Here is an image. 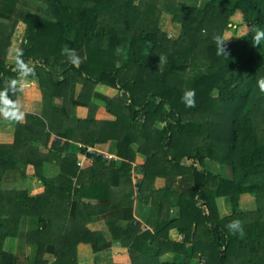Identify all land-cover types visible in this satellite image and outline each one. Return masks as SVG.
Listing matches in <instances>:
<instances>
[{"label": "trees", "instance_id": "trees-1", "mask_svg": "<svg viewBox=\"0 0 264 264\" xmlns=\"http://www.w3.org/2000/svg\"><path fill=\"white\" fill-rule=\"evenodd\" d=\"M164 16L179 27L176 37L162 28ZM17 29L19 53L7 63ZM261 33L264 0L199 8L175 0H0V110L15 108L23 79H37L43 100L40 116L26 114L13 142L0 144V264H80V244L95 255L117 245L111 264H264ZM77 107L90 114L79 118ZM87 147L121 161L87 155L91 164L81 170L77 155ZM51 167L57 173L48 176ZM12 171L25 181L4 185ZM218 199L228 200L230 215L219 214ZM235 219L243 237L227 228ZM98 223L108 236L91 228ZM20 236L30 262L4 249ZM165 255L177 260L161 261Z\"/></svg>", "mask_w": 264, "mask_h": 264}, {"label": "rangeland", "instance_id": "rangeland-1", "mask_svg": "<svg viewBox=\"0 0 264 264\" xmlns=\"http://www.w3.org/2000/svg\"><path fill=\"white\" fill-rule=\"evenodd\" d=\"M209 0H175V2L179 5H182V6H190V7H196V8H199V7H203ZM165 20L162 19V28L164 29V31L168 34V36L170 37H176L178 34H179V27L178 26H175L173 25V23H171V18L169 16H164L163 17ZM22 25V24H21ZM22 27L24 28V25H22ZM19 29H17L16 31V34L14 36V38L11 40V47L8 51V54H7V59H6V62L9 58L11 57H17L18 56V53H19V49H20V43H16L17 42V38H16V35H19ZM10 54V55H9ZM99 89V88H98ZM105 89V88H104ZM185 89V88H184ZM107 92L109 93L110 91L108 89H106ZM97 93H100V94H104V92H98ZM109 95V94H108ZM37 100L36 104L38 105H42L43 106V100H42V94L38 93L36 99ZM22 101V100H21ZM23 103V102H22ZM96 103H100V102H96ZM95 107V106H94ZM100 108V106H98ZM22 109V108H21ZM72 113L75 114L76 116L78 117H87V115L90 114V110L88 108H83V107H77L75 108L74 110H72ZM100 111H96V114H99ZM104 113L103 112V109H102V112H101V117H105L106 115L105 114H102ZM13 119V118H12ZM18 121V118L15 117V119H13V122L15 124V122ZM10 130V128H9ZM15 130V129H14ZM13 130V132H14ZM13 134V133H12ZM100 151L102 152H105V153H109V154H112V155H115L118 157V160L121 161L120 157L114 152V151H109L107 149H99ZM79 158L81 156H78ZM84 158L81 157L80 158V161L82 163L81 165V170H85L86 168H88L91 164V162L89 160L87 161H84L83 160ZM87 164V166H86ZM185 165H188V163L184 162ZM136 164L135 163H132L131 164V168H130V172H131V180H132V186H133V189L135 191V187H134V184H136L137 180H139L140 177H138V174L135 172V166ZM208 169L210 172L214 173V174H220L222 175L223 177H229V173H228V170L226 168H222L221 166L219 165H216V164H209L208 166ZM50 171H47L46 174L48 176H50ZM3 183L4 185H12L14 183H19V182H23V178L20 176V174L16 173V172H9L7 174H5V176H3ZM32 185L34 187H36L37 183H32ZM139 198H135V201H139ZM144 199V198H143ZM141 199V201L143 200ZM216 203H217V208H218V211H219V214L221 216H226V215H230V205H229V202L227 199H218L216 200ZM252 205H253V199L251 197H243L241 199V208L243 211H249L252 209ZM137 206V208L139 207L138 205H134V208ZM150 205L148 204L145 208H149ZM133 208V209H134ZM152 214H155V211L151 212ZM148 216L150 217H153L151 216L149 213H148ZM154 219H155V215H154ZM103 223V222H101ZM101 223H98V225L96 224L95 226H91V228L95 231H105V226H101L100 227V224ZM142 225V230H147L151 233H153L151 231V227L148 226V225H145L144 223H141ZM28 224H26L24 226V232L27 231L29 228H28ZM106 235L108 236V232L105 231ZM177 241H182V238L180 237L179 239H177ZM117 245H114V249L112 250H109V251H105V252H101L97 255L93 254L92 252V249L91 247H88L87 246V251H80L81 256L84 255L83 257H85V259L81 260L80 259V262L82 264H111L112 262V259H113V251H115V247ZM149 248V247H148ZM4 249L5 250H9L11 252H13L15 254V256H17L19 259L21 260H28L29 262L31 261V258H32V255L33 253L31 252V249L30 247H28L25 243V239L23 236H20L16 239H11V240H8L5 245H4ZM77 252H78V249H77ZM78 256V257H79ZM87 257V259H86ZM88 260V262H86ZM177 259H175V257H173L172 255H165L163 258H161V261H164V262H169V263H173L175 262ZM28 262V263H29Z\"/></svg>", "mask_w": 264, "mask_h": 264}, {"label": "crops", "instance_id": "crops-1", "mask_svg": "<svg viewBox=\"0 0 264 264\" xmlns=\"http://www.w3.org/2000/svg\"><path fill=\"white\" fill-rule=\"evenodd\" d=\"M22 37L23 36H20L16 43H20ZM15 59H16L15 57H11L7 60V63H12ZM106 89L107 88L104 89L103 87H99V89H97V91L98 92H104V94H103L104 96H106L108 94H109L108 96H114L115 92L113 90L108 89L110 91L108 93ZM38 93L40 94L41 92L38 88L37 79H23V80L19 81L18 88H17L15 108L12 110L11 109H1L0 110V144H11L13 142V134L12 133H14L13 130L15 129V124H14L12 118L14 115L18 118V121L20 123H24V121H25L24 116L26 114L40 116V114L42 112V105L36 104L37 100H35ZM96 102L97 101L92 102L94 106H100L101 105L100 103H96ZM99 109L102 110L103 108H101V106H100ZM79 118H86V117H79ZM102 118H105V117L102 116ZM9 128H10V130H9ZM86 166H87V164H86ZM12 172H16L17 174L19 173L18 171H12ZM7 173H9V172H7ZM56 173H57V170H55L53 167H51L50 174L55 175ZM32 174H33L32 168L28 167L26 170V175L28 177L27 180L31 179ZM23 181H25V180H23ZM5 182H3V179H2V183H5ZM34 182H35V178L32 179L31 184ZM37 187L41 188V185L39 183H37L36 187L33 186L34 189H36ZM87 246L90 247L89 245H84V244H80L77 247L78 256L81 255L80 251H87L88 250ZM83 256L84 255H82V257L81 256L78 257L80 264H82L80 262V259L81 260L85 259V257H83ZM86 259H87V257H86ZM49 260L51 261L52 259H49ZM86 262H88V260Z\"/></svg>", "mask_w": 264, "mask_h": 264}, {"label": "clouds", "instance_id": "clouds-1", "mask_svg": "<svg viewBox=\"0 0 264 264\" xmlns=\"http://www.w3.org/2000/svg\"><path fill=\"white\" fill-rule=\"evenodd\" d=\"M261 35H264V33H261ZM217 45H218V53L223 55V56H228V52L224 46V42L221 41L219 38H217ZM70 51V56H71V62L78 67L80 61L75 57V53L72 50ZM22 50H20V55L22 56ZM31 71V69H30ZM186 96L188 97H194L195 93L193 91H187L185 93ZM227 228L229 229L230 232H232L235 235H238L240 237H243L245 235L244 227L242 225V222L239 219L232 220L228 225Z\"/></svg>", "mask_w": 264, "mask_h": 264}, {"label": "built area", "instance_id": "built-area-1", "mask_svg": "<svg viewBox=\"0 0 264 264\" xmlns=\"http://www.w3.org/2000/svg\"><path fill=\"white\" fill-rule=\"evenodd\" d=\"M82 147V146H79ZM87 155H91L93 157H100L104 162H106L107 164L111 163V162H118V157L109 153H105L102 152L96 148H92V147H87L86 148V152L85 154H78L77 155V159H78V164L81 166L82 163L80 161V158L83 157L84 161L89 160ZM78 156H81L80 158ZM136 190V189H135Z\"/></svg>", "mask_w": 264, "mask_h": 264}]
</instances>
